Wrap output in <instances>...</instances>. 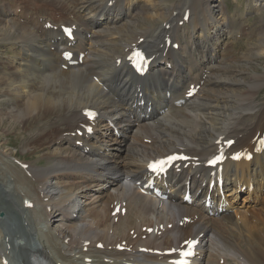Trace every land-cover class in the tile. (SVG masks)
<instances>
[{
  "label": "bare ground",
  "instance_id": "1",
  "mask_svg": "<svg viewBox=\"0 0 264 264\" xmlns=\"http://www.w3.org/2000/svg\"><path fill=\"white\" fill-rule=\"evenodd\" d=\"M16 3L28 8L27 17L21 21L10 17V5ZM212 4V0H147L145 4H141L140 0H0V53L5 49L8 50L7 54H15V57L7 59L4 56L2 60L5 62L0 60L3 64L0 69V124L7 125L22 136L20 149L22 153L27 151L26 154L31 157L45 148L65 145L64 149L56 148L60 153L53 149L55 151L39 156L41 162L42 159L46 161L43 167L36 166L39 160L35 163L23 162L27 167L24 172L9 159L18 156L16 153L10 156L0 153V197L3 191H10L12 186L18 190L20 202L15 211L22 228H26L23 232L29 238L23 233L14 232L12 228L8 232L0 228V264L3 258L9 264H15L12 256H16L17 264H31L30 258L39 256L48 264H71L73 258L67 257V254L74 253L79 243H83L86 251L91 243L102 245L103 250L112 249L103 245L106 243L116 247H131L128 253L121 252L110 257L107 264H151L159 260L160 263H166V258L139 254L138 249L146 247L166 251L178 247L188 238H197L199 252L204 254L194 264H218L219 259L224 264L229 259L232 261L227 264H264V232L253 226L247 218L249 215L264 224V217L255 211L240 213V217L231 215L217 220L219 226L216 227L214 223L209 224L208 219L202 218L197 209L179 203L159 206L157 201L147 198L138 203L136 198L139 189L134 186L135 193L128 204L129 208L120 215L124 220L116 227L107 222L115 206L121 205L122 209L123 199L128 194L126 187L130 182L134 185L143 177L142 173L150 161L172 153H184L199 163L198 166L190 164L186 169L180 167V173L177 174L175 170L170 171V178L176 184L171 193L176 195L181 192V184L188 176L191 185L198 189L209 179L210 170L202 164L209 155L215 153L218 140L234 139L231 152L245 148L251 150L252 138L264 133V98H259V92H263L264 79L255 75L245 81L244 89L226 86L234 84V78L241 74L235 71L234 60L259 59V52L264 50V0L263 3L260 0H248L244 13L237 11L229 15L233 24L228 26L231 37H237L238 31L244 28L243 16L253 14L258 17L254 18L257 22L252 24L247 38L252 35L259 40L257 44L252 42V46L242 49L237 59L227 58L235 44L225 45L221 50L212 47L201 54L187 56L179 43L181 33L183 29L198 23L210 24L214 16ZM44 5L53 6L56 10H45L40 14L41 6ZM227 6L225 1L223 7L226 10ZM185 15H188L186 22L183 21ZM169 20L167 27L170 30L161 43L165 50L152 52V44L158 40L153 30L160 29ZM48 25L55 26V29L47 28ZM61 25L75 26L74 33L81 50L78 51L74 46L70 49L74 56L79 52L85 54L80 66L67 70L60 67L65 64L60 59V53L68 44L60 34ZM214 29L218 31L217 27ZM168 41L177 44L178 49L175 51L171 45L166 46ZM132 46L142 48L147 56H153L151 74L144 81H138L126 65L125 58ZM218 58L221 62L227 59L215 67V71H211L213 60ZM162 61L168 62L171 71L180 67L188 71V77L180 85L172 87L173 98H179L189 82L201 83L199 92L184 107L170 108L163 118L152 125L136 128L133 122L136 128L135 132L133 129L134 136L129 137L127 142L126 131L133 128L128 116L130 105L146 100L147 95H165L167 77L153 73L155 67L161 70L155 64ZM161 71L172 75L171 71ZM93 77L98 78L99 83ZM150 78L156 81L145 85V81ZM210 84L213 87L226 86L228 91L220 96L221 92L215 88L207 89ZM112 105H116V110L112 109ZM85 110L97 112L98 122L93 126V135L100 129L105 130L115 143L111 149L106 145L93 147L89 143L93 135L85 138L76 134L78 130L84 131L81 124L87 123L82 116ZM119 110L123 111V117L127 115L126 126L117 121L116 112ZM113 131L120 134L121 139H116ZM144 140H151L152 143L146 145ZM75 141L83 143V152L89 149L87 154L82 152V148L75 147ZM116 143H123V146L119 147ZM132 144H135V148H131ZM1 148L3 144H0ZM111 150L122 151L119 158H128L129 163L123 167L113 160L118 174H97V169L111 161L109 156H115L116 153H111ZM139 166L143 169L135 174ZM122 178L123 186L116 187L105 200L100 195L95 196L99 192L92 194L91 212L84 211L81 202L73 205L76 207L71 213V217L75 218L74 225L71 229L56 231L68 244V248L63 249L59 237L51 236V230L47 228L49 222L43 221L45 210L40 207L41 201L52 192L66 200L80 201L75 193L76 187L81 191H94V188L101 191L110 187V181ZM59 180L64 183L60 185ZM222 180L224 188L232 186V192L238 186H253V193H260L264 200V150L261 154H255L249 162L226 160L222 165ZM27 201L31 202L32 208L24 207ZM9 206L3 207L5 216L0 219V227L7 224L4 218H9ZM77 209L86 218L76 217ZM132 209L136 210L132 213ZM262 210L264 207L259 211ZM195 217L197 221L191 228L182 229L186 224L179 226L184 219L193 220ZM61 218L65 220L66 216L62 215ZM223 222L225 225L220 230ZM175 224L178 228L170 230L169 235L158 237L143 232V229ZM40 226L47 236L43 248L39 244L38 232L36 234ZM134 235L137 236L133 240ZM143 235H146L145 240L140 239ZM213 255L218 259L213 258ZM104 256L102 252L96 253L98 258Z\"/></svg>",
  "mask_w": 264,
  "mask_h": 264
},
{
  "label": "rangeland",
  "instance_id": "2",
  "mask_svg": "<svg viewBox=\"0 0 264 264\" xmlns=\"http://www.w3.org/2000/svg\"><path fill=\"white\" fill-rule=\"evenodd\" d=\"M146 1L147 0H140V3L145 4ZM167 1L171 2L174 0H167ZM212 1L214 2V4H212V5H214V7H213L214 8V16H213L210 24L198 23V24H195L193 27L189 26V27L183 29V31L181 33L180 40H179L181 49L183 50V52H185L187 54V56H190L192 54H201L202 52H204V51H206L212 47L213 48L219 47L221 50V49L225 48V45L228 46V45H234L235 44L234 48L232 49V52L228 53L227 58H228V60L237 59L241 55L242 49H246L245 47L248 48L249 46H252L253 45L252 42H254V44H257V42L259 40L258 38L256 39L252 35H250V37L247 38V36L250 33L252 24L257 22V20H254V18L257 19L258 17H257V15H253V14L248 15L250 17H246L247 15L243 16V20H246L248 18V25H249L250 29H249L248 33H246L245 31H241V32L246 33L247 35L245 34L246 36L244 35L242 38H239L237 40L236 37H234V36L231 37V35L229 34V32L231 33V31L228 28V26H233L231 20L229 19V15L231 13L234 14L237 11L244 13L245 8L248 5V0H212ZM225 1L227 2L228 6H229V7L227 6V10L223 7ZM30 2H31V0H30ZM260 2L263 3V0H260ZM2 5H4V2H2ZM38 7H39V5H38ZM27 9H26V6H21L19 3L10 5V17L13 18L14 20L20 19V21H21L22 19H25L27 17V15H26L28 12ZM30 10L33 12L39 11V10H35V9H30ZM45 10L54 11L56 9L53 6L44 5V6H41L40 14L44 13ZM83 15H84V13H83ZM86 15H87V13H85V16ZM56 17H58V16H56ZM169 23H170V20L167 23H164L160 29L153 30V31H155L156 36L158 37V40L152 44V48H151L152 52H155V51L162 52L165 50L161 46V43L165 39L164 36L170 30V27H167V25ZM215 27H217L218 31H215V29H214ZM192 29H193V34H191ZM251 36H252V38H251ZM251 39L253 41H251ZM246 43H247V45H246ZM12 48H16V47H10L9 49H12ZM262 49H264V47ZM3 50L4 51H1L2 54L0 53V60L2 62H5L4 60H2V58L4 56L6 59L8 57H15V54H7L8 50L7 51L5 49H3ZM260 50L261 49H259V51ZM259 53H260V55L262 54L261 56L259 55V59H252V60L248 59V60H243L242 62H241V59L240 60H234L235 66H236V68L234 67V69L236 72H240L241 74H239V76H237V78H234V82H235L234 84H232V85L230 84L229 86L226 85L227 87L232 88V89H238V88L241 89L245 86L244 85L245 81L247 82L248 79L253 78L255 75H256V77H259V79H264V50L263 51L261 50ZM227 58H225V59H227ZM225 59L222 60L223 62H221V60L220 61L217 60V63L212 66V69H213V67H214V69L213 70L211 69V71H215V67H218L221 64H223L224 62H226ZM9 61H10V59H9ZM248 62H250L251 64ZM246 63L249 65H246ZM240 65H242L243 67L242 66L240 67ZM2 67H3V64L0 62V69H2ZM160 68H163L164 71H166L165 66L162 63L160 64ZM249 68H251V70ZM230 70H231V68H230ZM169 71H171V69H169ZM171 72H172V75H169V74H166V72H163L159 69L157 70L156 67L154 68V71H153L154 74L161 73L162 75L167 77V82H165V87H166V91H169L170 94H171V89L174 85H180V82L183 79L188 77V71L184 70L182 67H180L178 70H172ZM236 80H238V81H236ZM155 81H156L155 78H150L147 81H145V85H148V84L155 82ZM242 81H244V82H242ZM226 86L220 87L219 85H215L213 87L210 84L207 87V89L211 90V88L213 87L217 91L221 92V93H219V95L221 96L225 93V91H228V90H226V88H227ZM261 89H263L262 90L263 92H261V91L259 92V96H260L259 98H261L262 96L264 98V87H262ZM12 104H13V101H12ZM112 109L116 110V105H112ZM116 115H117L118 123L126 126L127 124L125 123V119L127 118V115H126V117H123V111H121V110L116 112ZM151 115H153V114H151ZM133 122H135L134 126L137 128L140 125H142V126L152 125V123H156V122H158V120L155 122H152L151 124L146 123V122L132 121L131 120V126H133ZM134 126H133L132 130L126 131L125 140H127V142L129 141V137L131 138L134 136L133 135ZM0 127H1L0 128V144H3V148L0 149V153L8 155V156H10V154L13 155L14 153H16L19 157L15 156V158H9V159H12V161L14 163L17 161L21 162V163H23V162L24 163H35V161L39 160V158H38L39 156H41L43 154H49L52 151H55L53 149H56V148H58V149H60L61 147H62L61 149L65 148V145L61 146V147L53 146V147L48 148V149L45 148L42 152H37V154L35 153V155L31 157L30 155L26 154L27 151H24V153H22L23 150L20 149V146L22 143V136L21 135L13 132L12 131L13 129L8 128L7 125H4V124L1 125L0 124ZM135 129H134V132H135ZM98 131H99L97 133L98 138L97 139L94 138L95 141H93V142H90V140H89V143L92 144L93 147H97L99 145H101V146L106 145V146L110 147V149H111V146L115 143H113L111 141L112 140L111 138H108V136H106L107 133L105 132V130L100 129ZM106 138L109 140H107ZM98 140H104V141H100V143L97 145ZM116 144L119 147L123 146V143H116ZM206 147L204 149H206ZM131 148H135V144H132ZM58 149H56V151L58 153H60V150H58ZM110 152L114 153V154L116 153L115 156L110 155L111 161L106 162L101 168L97 169L96 170L97 174H99V175H105V174L116 175V174H118L117 169L113 166V160H115L117 162V164H119L120 166L123 165V167L129 163L130 160L128 158H125V157L119 158V154H122V151L116 152L114 150H111ZM20 154H23V155H20ZM15 159H18V160L16 161ZM39 161H38L39 164L36 166L43 167L46 165V161H44V159H42V162L41 161L39 162ZM120 162H122V163H120ZM137 168H138V170L135 174H139L143 169L142 166H139ZM8 179H9V181H11L9 177H8ZM77 181H74V182H77ZM123 181H124V178L119 179V180L114 179V180L110 181V187L108 189L103 188L101 191H97L98 190L97 188H94L93 189L94 191H92V189H84L83 191H81V190H78V188L76 187L75 193L79 196L80 201L76 200V199H74L73 201L66 200V199L62 198L60 195L53 193V192L49 193L46 196V198L41 201L40 207L43 210H45L43 221L49 222L47 225V228H49L51 230V233H50L51 236L59 237L60 245L63 249L66 250L68 248V244L66 243V240H64L62 237H60L56 231H58V230L63 231L65 229H71V226L74 225L73 222H74L75 218L71 217V213L76 207H74L73 205L77 202H81V207L83 208L84 211L87 212L91 208L90 202L92 200V194H94V193L96 194V192H99V194H96L95 196L100 195L105 200L106 196L113 194L114 189L116 187L123 186ZM58 183H60V185H62L64 183V181L59 180ZM243 187L238 186L237 189H235V192L233 190V192L230 195H232L233 198L238 197L239 196L238 190L240 188H243ZM69 188H74V187L70 186ZM126 190H127L128 194L123 199V207L121 209V210L124 209V212H126L128 210V208H129L128 204L131 202V198L135 193V189L132 186L131 182L126 187ZM88 191H92V192L88 193ZM71 193H73V192L71 191ZM258 195H260V193ZM19 202H20L19 192L13 186H12V189L10 191H3L2 192V195L0 197V219L5 216V215H3L5 213V210L3 207L5 205H10L9 206L10 212L8 211V213H7L9 218H7V217L4 218V220H6V222H7V224H3L0 227L2 231L8 232V231H10V228H12V230L14 232H20V233H23L25 235V232H23V231H26L25 230L26 228H22L21 222L19 221V217L15 211ZM47 207H49V210L47 209ZM110 208H111V206H110ZM12 209H13V211H11ZM77 210H78V214L76 217L86 218V215H83L81 213L80 209H77ZM135 210L136 209H132V213ZM251 211H255L260 216L264 217V211L263 210L259 211V209H254V210L249 209L247 211L242 210L241 213L246 212L244 214H250V213H252ZM89 212H91V211H89ZM122 214L123 213H121L120 215H122ZM62 215L66 216L65 220H63L61 218ZM120 215L117 216V218L116 217L112 218L111 212H110L108 217H107V222L112 224V226L116 227L119 224V222L124 220V219H121ZM233 216L234 217H236V216L240 217V212H238V213L236 212ZM247 218L251 220V224L253 226L259 227L261 229V231L264 232V224L263 223H260L256 220H253L252 217L249 215L247 216ZM115 219H116V221H115ZM210 222L208 220L209 224L214 223L213 224L214 226H216V227L219 226L216 223V221L210 220ZM224 225H225V222L222 223L220 230L223 228ZM99 228L102 229L103 227L99 226ZM37 232H38V240H39L40 247L43 248L46 245L47 236H46V234L43 231L41 226L38 228V231H36V234H37ZM25 236L27 237V235H25ZM135 238H136L135 235L132 236L133 240ZM27 239H29V238L27 237ZM141 240H144L143 237ZM103 245L109 246L112 249L111 250H103L104 247H103V249H97V247H96L97 245L91 243L88 247H86V249H87V251H86L85 247L83 246V243H79L77 245V250L72 254H67V257L71 256L73 258V261L71 262V264H107V261L109 260L110 257H115V255L121 253V252H118L117 250L114 249L116 247L115 245L108 244V243L103 244ZM99 252H102L106 256H104L103 258L96 257V253H99ZM212 257L218 259L216 257V255H213ZM87 260L89 263L87 262ZM230 261H232V260L229 259L228 262H230ZM227 263H225V264H227Z\"/></svg>",
  "mask_w": 264,
  "mask_h": 264
},
{
  "label": "snow or ice",
  "instance_id": "3",
  "mask_svg": "<svg viewBox=\"0 0 264 264\" xmlns=\"http://www.w3.org/2000/svg\"><path fill=\"white\" fill-rule=\"evenodd\" d=\"M89 115H91V114H89Z\"/></svg>",
  "mask_w": 264,
  "mask_h": 264
}]
</instances>
